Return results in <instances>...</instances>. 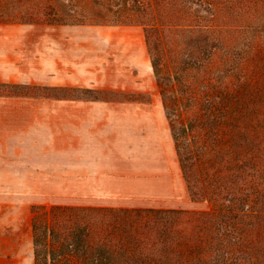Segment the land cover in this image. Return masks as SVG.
Listing matches in <instances>:
<instances>
[{
	"label": "trees",
	"instance_id": "trees-1",
	"mask_svg": "<svg viewBox=\"0 0 264 264\" xmlns=\"http://www.w3.org/2000/svg\"><path fill=\"white\" fill-rule=\"evenodd\" d=\"M108 16L142 26L181 171L211 208L36 206L33 264H264V0H0V21Z\"/></svg>",
	"mask_w": 264,
	"mask_h": 264
},
{
	"label": "rangeland",
	"instance_id": "rangeland-1",
	"mask_svg": "<svg viewBox=\"0 0 264 264\" xmlns=\"http://www.w3.org/2000/svg\"><path fill=\"white\" fill-rule=\"evenodd\" d=\"M0 29L23 30V35L14 37L23 39V44L10 50L20 52L21 56L14 61L25 62L33 78L24 83L0 80V96L34 97L47 102L57 99L129 101L149 110L148 119L152 123L148 129L143 125L141 134L136 131L133 147L122 143L120 170L108 172L109 181H112L105 191L112 194H69L96 191L92 187L87 190L85 180L74 181L82 186L73 189L48 188L41 186V180H0V264H33L31 229L36 206L60 203L188 210L211 208L208 200L191 197L164 106V98L168 99L169 93L163 97L160 92L159 80L151 67L149 43L140 24L115 21L108 16L106 20L51 24L0 21ZM67 32L72 33V45L65 47L67 49L55 46V40L64 39L63 34ZM59 51L70 54L75 67L87 66L91 81L102 71L105 85L55 86L42 83L41 79L38 81L34 76L41 75V65L53 62ZM163 83L165 81L162 86ZM45 107L48 108V104L42 102L41 108ZM170 116L176 125L177 116L174 113ZM63 182L69 183L68 180Z\"/></svg>",
	"mask_w": 264,
	"mask_h": 264
},
{
	"label": "crops",
	"instance_id": "crops-1",
	"mask_svg": "<svg viewBox=\"0 0 264 264\" xmlns=\"http://www.w3.org/2000/svg\"><path fill=\"white\" fill-rule=\"evenodd\" d=\"M21 32L0 29L2 81L24 83L33 79L25 62L14 61L20 52L10 50L23 44V39L14 38L23 35ZM71 35L64 33L66 37L56 39L55 46L69 48L73 43ZM52 61L41 65V75L34 76L38 81L55 86L105 85L102 71L91 81L87 66L75 67L70 54L56 52ZM42 102L48 108H41ZM148 116L149 110L129 101L47 102L34 97L0 96V180H41V186L53 189L80 188L82 184L74 181L85 180L86 189L96 191L69 194H112L105 191L112 181L108 172L120 170L122 143L133 147L136 131L141 134L143 125L148 129L152 124ZM67 180L69 183L63 182Z\"/></svg>",
	"mask_w": 264,
	"mask_h": 264
}]
</instances>
